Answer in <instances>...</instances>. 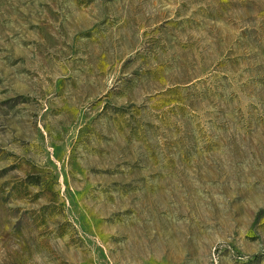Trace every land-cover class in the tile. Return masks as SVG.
<instances>
[{
    "label": "rangeland",
    "instance_id": "rangeland-1",
    "mask_svg": "<svg viewBox=\"0 0 264 264\" xmlns=\"http://www.w3.org/2000/svg\"><path fill=\"white\" fill-rule=\"evenodd\" d=\"M0 264H264V0H0Z\"/></svg>",
    "mask_w": 264,
    "mask_h": 264
}]
</instances>
